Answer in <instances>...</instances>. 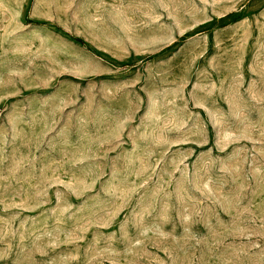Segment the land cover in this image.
Here are the masks:
<instances>
[{
  "label": "rangeland",
  "instance_id": "374dc122",
  "mask_svg": "<svg viewBox=\"0 0 264 264\" xmlns=\"http://www.w3.org/2000/svg\"><path fill=\"white\" fill-rule=\"evenodd\" d=\"M0 264H264V0H0Z\"/></svg>",
  "mask_w": 264,
  "mask_h": 264
}]
</instances>
